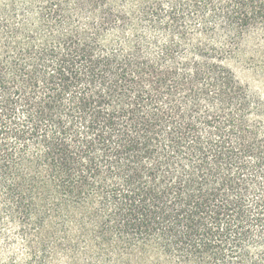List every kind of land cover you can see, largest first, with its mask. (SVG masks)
<instances>
[{"label":"trees","instance_id":"obj_1","mask_svg":"<svg viewBox=\"0 0 264 264\" xmlns=\"http://www.w3.org/2000/svg\"><path fill=\"white\" fill-rule=\"evenodd\" d=\"M264 0H0V264H264Z\"/></svg>","mask_w":264,"mask_h":264},{"label":"rangeland","instance_id":"obj_2","mask_svg":"<svg viewBox=\"0 0 264 264\" xmlns=\"http://www.w3.org/2000/svg\"><path fill=\"white\" fill-rule=\"evenodd\" d=\"M252 47L246 46L242 48L232 65L239 79L248 85L255 92H264V74L259 67L253 63Z\"/></svg>","mask_w":264,"mask_h":264}]
</instances>
